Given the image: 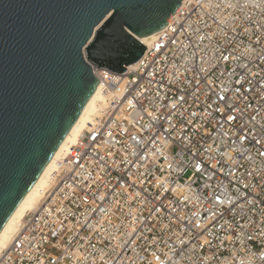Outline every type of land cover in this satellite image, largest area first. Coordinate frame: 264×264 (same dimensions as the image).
<instances>
[{"label": "built area", "instance_id": "1", "mask_svg": "<svg viewBox=\"0 0 264 264\" xmlns=\"http://www.w3.org/2000/svg\"><path fill=\"white\" fill-rule=\"evenodd\" d=\"M0 264H264V0H184Z\"/></svg>", "mask_w": 264, "mask_h": 264}, {"label": "water", "instance_id": "2", "mask_svg": "<svg viewBox=\"0 0 264 264\" xmlns=\"http://www.w3.org/2000/svg\"><path fill=\"white\" fill-rule=\"evenodd\" d=\"M184 0H0V238L99 91Z\"/></svg>", "mask_w": 264, "mask_h": 264}, {"label": "bare ground", "instance_id": "3", "mask_svg": "<svg viewBox=\"0 0 264 264\" xmlns=\"http://www.w3.org/2000/svg\"><path fill=\"white\" fill-rule=\"evenodd\" d=\"M157 33L150 35L144 39L141 40L143 45H147L155 36ZM109 104V98L108 95L104 92V89L101 87L95 97L93 98L92 102L88 106L87 110L85 111L84 115L82 116L79 124L74 129L72 134L69 136V138L66 140L64 146L62 147L60 153L44 175V177L41 179V181L38 183L36 188L33 190L31 195L28 197L26 202L23 204V206L20 208L18 213L15 215L5 232L0 238V257L6 251L9 246L11 245L14 237L17 235V233L20 230L21 224L23 219L31 212H34L37 210L43 200L46 198L47 193L54 187V175L53 172L56 168V162L64 157L66 154H68L69 150L76 144L79 137L86 131V129L90 126V124L94 123L97 118H100L102 116V112Z\"/></svg>", "mask_w": 264, "mask_h": 264}]
</instances>
